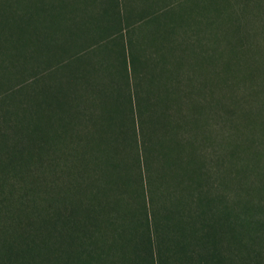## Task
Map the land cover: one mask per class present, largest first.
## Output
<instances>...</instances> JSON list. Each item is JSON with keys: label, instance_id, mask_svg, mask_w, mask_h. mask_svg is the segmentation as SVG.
I'll return each instance as SVG.
<instances>
[{"label": "trees", "instance_id": "obj_1", "mask_svg": "<svg viewBox=\"0 0 264 264\" xmlns=\"http://www.w3.org/2000/svg\"><path fill=\"white\" fill-rule=\"evenodd\" d=\"M161 1L0 0V264H264L263 118L231 134L174 42L264 3Z\"/></svg>", "mask_w": 264, "mask_h": 264}, {"label": "rangeland", "instance_id": "obj_2", "mask_svg": "<svg viewBox=\"0 0 264 264\" xmlns=\"http://www.w3.org/2000/svg\"><path fill=\"white\" fill-rule=\"evenodd\" d=\"M136 2L137 4H143L141 1ZM164 2V0L161 1L160 5H164ZM244 2L246 3V1ZM200 3L201 0H196L198 8H200ZM259 3L262 4L264 1L261 0ZM155 7H157L155 10L160 9L159 6ZM232 12L233 17H231V20L227 18L229 15L227 11L226 13H220L216 20L215 29L200 31L199 35H196L198 31H193L194 28H197L194 20L190 24L184 23L182 28L178 27L176 29L174 42L176 56L182 60L179 70L180 75L186 83L190 80L191 84L189 86L193 98L202 100L203 97L201 98L198 91L195 93V90L199 87V82L202 78H205L204 81L207 83V89H209L210 81L207 76H209L210 72H215L217 83L212 95L225 105H231L234 109L233 118L236 125L241 126L239 130L231 129V134L243 136L248 135L247 133L256 128V121L259 122L260 117L264 121V82L261 79L246 78L249 65H258L262 69V73H264V8L258 10L239 9ZM210 17L208 14L190 13V18H199L201 22L205 23ZM203 27L204 25L201 26V29ZM214 35H216L215 44L210 40ZM196 37L199 38L198 41L195 39ZM235 44H239L238 48H240V51L236 53L230 49ZM247 50L251 54L253 53L254 57H250L246 61L244 56H246L245 52ZM227 64H231L232 68H227ZM245 97L250 100V103L245 104L242 101ZM239 102L243 104L244 109L245 107L246 110L249 109L248 111L252 116L251 120L243 113L245 110L243 111L242 109V113L239 112ZM184 104L185 102L182 106ZM221 119H224L227 125L225 126L221 121L223 124L222 131L216 135L220 145L226 136H230L229 119L231 122L234 121L232 117L218 116L216 118L217 121ZM262 163L264 165V159Z\"/></svg>", "mask_w": 264, "mask_h": 264}]
</instances>
